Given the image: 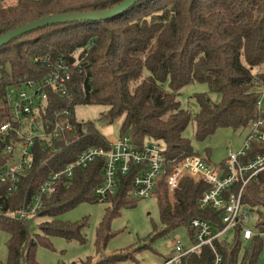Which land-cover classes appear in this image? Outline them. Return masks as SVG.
<instances>
[{"label": "trees", "instance_id": "1", "mask_svg": "<svg viewBox=\"0 0 264 264\" xmlns=\"http://www.w3.org/2000/svg\"><path fill=\"white\" fill-rule=\"evenodd\" d=\"M124 1L0 0V37L49 15L108 10ZM36 56L47 59L46 63H34ZM59 58L67 62L71 79L64 93L49 92L41 119L47 129L57 112L69 109L67 118L73 128L60 139L35 141L14 192L8 194V184L0 183V231L8 236V256L0 264H38L37 248L51 247L50 237L83 242L85 220L68 223L59 217L79 204L98 202L93 190L102 184L105 166L100 157L84 170L75 169L53 195L42 198L32 217L45 219L37 225V234H30L28 220L11 215L31 206L39 186L53 172L73 163L84 149L109 150V142L93 123L75 118V108L83 105L103 107L99 118L107 124L121 119L118 139L129 133L138 146L153 141L163 149L165 168L152 196L157 199L165 231L184 226L189 242L194 243L189 226L194 218L221 230V212L199 206L210 186L201 179L181 176L172 208L164 182L172 160L198 155L183 135L190 124L194 139L201 143L218 129L239 133L248 131L254 120L263 119L258 128L262 138L249 144L240 162L264 156V114L256 108L257 97L264 93V0H141L108 21L50 25L19 36L0 48V106L8 89L40 81ZM192 83L207 85L220 96L219 102L195 94L199 111L191 114L183 109L180 91ZM21 141L14 133L0 137V173L14 160L13 152H5L6 145L17 146ZM202 160L212 165L208 158ZM225 164L226 158L214 167ZM134 172L119 175L115 194L102 201L109 206L97 228L96 253L111 237L109 222L134 200L130 196ZM240 186L229 191L236 193ZM242 203L249 209L252 236L244 240L242 227H236L214 240L219 264H264V170L243 188ZM117 258L94 262L87 257L80 264H109ZM214 260L212 250L203 246L178 264H213Z\"/></svg>", "mask_w": 264, "mask_h": 264}, {"label": "built area", "instance_id": "2", "mask_svg": "<svg viewBox=\"0 0 264 264\" xmlns=\"http://www.w3.org/2000/svg\"><path fill=\"white\" fill-rule=\"evenodd\" d=\"M46 61L47 59L39 56L34 58V63L45 64ZM70 79L71 74L67 62L59 58L54 63L49 75L40 81H27L21 85L24 87L23 90L20 87L17 90H8L6 93L5 102L0 106L3 116V121L0 124V137L4 138L9 133H14L17 138L22 140L17 146L8 144L5 147V152L15 154L12 163L6 166L4 172L0 173V183L8 184V194L17 189L19 175L30 161L29 150L36 140L49 142L52 138L65 137L72 131L73 126L67 118L70 114L69 109L57 112L47 129L43 127L41 119V115L47 107L49 92L54 90L64 93L65 86ZM256 100L257 111L264 114V93L260 94ZM262 124L263 119L254 120L249 126L248 135L239 150H229L223 168L207 164L197 155L177 161L172 160L169 163L171 170L164 182L167 192L174 193L181 176L201 179L210 187L199 201L200 209L211 207L213 210L221 212L220 223L223 228L217 230L211 223L194 218L189 223L194 232V243L186 246L176 237L173 241L176 255L167 259L164 264H178L183 256L194 253L203 246H208L212 250L215 256L213 264H219L221 257L213 247L214 240L221 238L226 232L232 231L236 227H242L244 240L251 238V218L249 209L242 203V190L250 180L264 170V156H257L246 164L240 162V157H243L250 149L251 142L262 138V134L258 131ZM109 147V150H104L101 147L84 149L73 163L53 172L39 186L31 206L13 212L12 217L23 221L35 216L34 214L42 205V198L53 195L62 179L68 180L72 177L75 169L84 170L99 157L104 160L105 166L102 184L93 190L99 203L104 201L107 196L115 194L119 185V175L127 176L134 169L130 196L137 199L153 197L158 179L161 178L165 168L163 149L153 141L138 146L128 136L109 142ZM238 183H241L238 192L229 191ZM171 207L173 208V204Z\"/></svg>", "mask_w": 264, "mask_h": 264}, {"label": "rangeland", "instance_id": "3", "mask_svg": "<svg viewBox=\"0 0 264 264\" xmlns=\"http://www.w3.org/2000/svg\"><path fill=\"white\" fill-rule=\"evenodd\" d=\"M23 90L24 87L22 86ZM11 90V89H8ZM195 94H206L211 101L217 103L220 96L211 93L205 84L192 83L180 91L178 97L183 109L191 114L199 111ZM101 106L76 107L74 116L79 121L93 123L98 132L105 136L108 142L115 141L120 137V125L122 120L117 119L111 124L100 119ZM184 137L191 142L192 148L202 158H208L212 166L222 164L229 150L237 151L248 135L247 130L239 133L223 128L215 131L208 140L197 142L194 139L193 125L190 124L183 132ZM130 137L129 133H126ZM166 189V188H165ZM175 192V191H174ZM166 196L170 204H174V193ZM134 200L128 207L119 210L117 217L109 222L111 237L106 241L105 247L96 253L95 238L97 228L101 223L105 209L109 206L106 202L82 203L63 213L59 218L64 222H81L85 220V226L81 232L83 242L77 240L67 241L62 237L55 236L48 239L51 247L40 245L35 254L38 264H80L87 257H92L94 262L102 259L118 257L116 262L109 264H164L167 259L176 255L174 240L177 237L186 246H189L186 227L165 231V225L160 222L157 199L155 196L147 199ZM45 219L30 218L28 230L31 235L38 233L37 225ZM8 236L0 231V262H5L8 256L6 242ZM259 264H263L260 261Z\"/></svg>", "mask_w": 264, "mask_h": 264}, {"label": "water", "instance_id": "4", "mask_svg": "<svg viewBox=\"0 0 264 264\" xmlns=\"http://www.w3.org/2000/svg\"><path fill=\"white\" fill-rule=\"evenodd\" d=\"M141 0H125L124 2L108 10L96 12L73 13L65 15H49V17L35 20L34 22L18 26L0 37V48L10 41L19 38L24 34L34 32L38 29L49 27L50 25L80 22L108 21L127 12V9Z\"/></svg>", "mask_w": 264, "mask_h": 264}]
</instances>
